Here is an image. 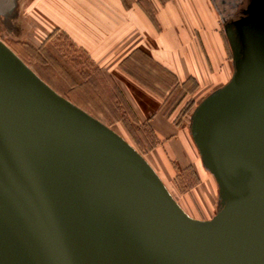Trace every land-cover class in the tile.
Listing matches in <instances>:
<instances>
[{
	"label": "water",
	"instance_id": "1",
	"mask_svg": "<svg viewBox=\"0 0 264 264\" xmlns=\"http://www.w3.org/2000/svg\"><path fill=\"white\" fill-rule=\"evenodd\" d=\"M225 32L235 71L191 117L219 187L211 219L0 38V264H264V0Z\"/></svg>",
	"mask_w": 264,
	"mask_h": 264
},
{
	"label": "crops",
	"instance_id": "2",
	"mask_svg": "<svg viewBox=\"0 0 264 264\" xmlns=\"http://www.w3.org/2000/svg\"><path fill=\"white\" fill-rule=\"evenodd\" d=\"M16 7L34 34L61 32L86 55L88 67L77 61L73 81L84 71L91 78L93 68L114 83L134 125L151 133L155 142L147 160L183 209L194 215L173 192V181L190 171L201 207L218 211V183L187 122L193 112H181L187 102L196 108L235 71L212 0H17ZM14 19L9 27L17 30Z\"/></svg>",
	"mask_w": 264,
	"mask_h": 264
},
{
	"label": "rangeland",
	"instance_id": "3",
	"mask_svg": "<svg viewBox=\"0 0 264 264\" xmlns=\"http://www.w3.org/2000/svg\"><path fill=\"white\" fill-rule=\"evenodd\" d=\"M18 9L22 11L21 4ZM218 14L221 17L220 13ZM14 20L15 25L18 26L17 30L10 28L8 23L0 17V38L53 89L105 124H109L146 158H150L151 148L153 142H155L151 133L147 128H137L134 125L133 118L128 116V112L124 107L125 104L121 103L122 96L119 90L108 79L107 75L91 68L94 73L91 78H87V71H84L85 77L83 76L84 73L80 78H77L76 74V80L73 81L72 75L79 71L77 69L79 62L77 61H81L83 67H88L86 55L74 47L69 38L61 32H54L50 36H46V33L43 32L34 34L30 24L23 19L22 14L17 15ZM221 22L229 56L232 58V50L225 33V22L222 18ZM75 58H77L76 61ZM83 81L85 82L84 85H77V82L81 84ZM196 104L195 102H187L183 106V111H181L182 116H184L183 113H186L187 116L192 114ZM188 121H191V117H187ZM196 181V176L192 172L182 171L176 175L173 181L175 189L172 190L184 206L188 207V210L194 209V211L191 210L194 213L192 217L211 219L213 217L212 212L217 211V207H207L208 212L205 211L203 206L201 207L191 189L197 183ZM217 196L216 203L218 201ZM214 202L215 200L213 201L215 206ZM204 204L208 205L207 202Z\"/></svg>",
	"mask_w": 264,
	"mask_h": 264
},
{
	"label": "flooded vegetation",
	"instance_id": "4",
	"mask_svg": "<svg viewBox=\"0 0 264 264\" xmlns=\"http://www.w3.org/2000/svg\"><path fill=\"white\" fill-rule=\"evenodd\" d=\"M212 2L225 24H227L245 15V10L250 0H212ZM16 9L17 7L15 6L13 9L7 10L6 13L0 12V17L8 23V26L9 21L17 16Z\"/></svg>",
	"mask_w": 264,
	"mask_h": 264
},
{
	"label": "trees",
	"instance_id": "5",
	"mask_svg": "<svg viewBox=\"0 0 264 264\" xmlns=\"http://www.w3.org/2000/svg\"><path fill=\"white\" fill-rule=\"evenodd\" d=\"M54 32H58V31L55 30ZM54 32H53V33H54ZM51 35H52V34H51ZM75 83H76V82H75ZM75 83H74V84H75ZM84 83H85V82H83V83H81V84H78V83H77V85H84Z\"/></svg>",
	"mask_w": 264,
	"mask_h": 264
},
{
	"label": "bare ground",
	"instance_id": "6",
	"mask_svg": "<svg viewBox=\"0 0 264 264\" xmlns=\"http://www.w3.org/2000/svg\"><path fill=\"white\" fill-rule=\"evenodd\" d=\"M209 202H210V199H209ZM209 202H208V203H209Z\"/></svg>",
	"mask_w": 264,
	"mask_h": 264
}]
</instances>
